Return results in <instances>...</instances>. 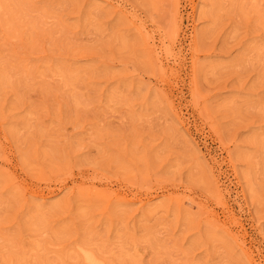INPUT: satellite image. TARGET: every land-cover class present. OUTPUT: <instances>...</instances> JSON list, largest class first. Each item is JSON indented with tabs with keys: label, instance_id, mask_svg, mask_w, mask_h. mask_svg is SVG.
Listing matches in <instances>:
<instances>
[{
	"label": "rangeland",
	"instance_id": "rangeland-1",
	"mask_svg": "<svg viewBox=\"0 0 264 264\" xmlns=\"http://www.w3.org/2000/svg\"><path fill=\"white\" fill-rule=\"evenodd\" d=\"M264 264V0H0V264Z\"/></svg>",
	"mask_w": 264,
	"mask_h": 264
},
{
	"label": "bare ground",
	"instance_id": "bare-ground-1",
	"mask_svg": "<svg viewBox=\"0 0 264 264\" xmlns=\"http://www.w3.org/2000/svg\"><path fill=\"white\" fill-rule=\"evenodd\" d=\"M85 261L87 262V264H98L96 258H94V256L89 253L85 255Z\"/></svg>",
	"mask_w": 264,
	"mask_h": 264
}]
</instances>
